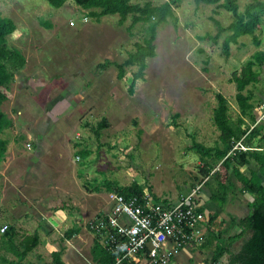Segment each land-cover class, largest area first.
<instances>
[{"label": "rangeland", "instance_id": "374dc122", "mask_svg": "<svg viewBox=\"0 0 264 264\" xmlns=\"http://www.w3.org/2000/svg\"><path fill=\"white\" fill-rule=\"evenodd\" d=\"M148 1L161 5L169 0H131V3L143 5ZM252 1L238 0L240 10L245 11ZM174 9L177 21L170 20L159 28L157 55L148 60L146 76L136 83L135 94L131 95L128 86L136 68H128L125 79L120 80L116 66L103 69L100 65L124 63L136 50V44L145 38L147 25L139 24L130 30L131 18L120 25L119 15L97 21L74 0H66L59 8L48 0H0V16L16 24L8 37V46L18 49L26 58L23 69L14 72L9 85L12 97L2 108L12 119L14 128L2 135L11 142L7 156L12 159H6L0 171L18 176L19 183L20 178L26 179L25 170L34 167L27 141L33 140L36 134L50 136L52 145L44 150L37 165L46 166L44 170L54 173L48 174L40 184L44 188L49 185L44 202L47 207L53 200L60 204L65 201L64 193L51 188L58 185L62 189L70 183L60 170L79 167L74 146L85 139L86 147L99 155L94 166L105 169L101 170L108 173L104 177L113 171L114 177L124 185L143 183L152 192L156 188L161 200L181 198L183 186L193 184L191 174L196 171L176 168L177 164H183V156L190 150L186 142L196 140L206 146H216L219 133L213 125L216 93L228 99L231 116L236 119L239 107L232 73L256 52H264V43L256 46L251 37H241L231 45L230 56L226 58L223 45L230 35L227 32L211 54L212 42L201 37L217 33L212 18L229 26L232 14L216 5L197 4L195 0H177ZM260 37L264 42V30ZM250 90L254 92L252 102L256 110L264 105L263 87L256 83ZM260 111L263 110L260 108ZM101 122L107 124L100 132L102 142L113 145V150L99 146L96 130ZM194 155L196 161L200 159ZM110 158L111 165H105ZM86 171L101 180V174ZM79 182L84 192L83 180ZM5 192L10 195L13 190L8 188ZM1 202L6 204L7 199ZM13 207L14 203L10 209ZM23 210L26 215L34 214L29 205ZM100 213L89 217L87 223ZM14 223L13 210L0 207V229ZM45 224L42 231L52 229L50 224ZM36 227V219L31 217L25 222L24 231ZM25 233L31 235L33 231ZM56 234L57 249L66 248L65 264H93L94 243L90 236L89 239L73 238L75 242L70 245L63 235ZM4 239L0 231V259L12 256L3 248L1 240ZM199 250V258L211 260L213 249L200 246ZM47 258L51 261V254Z\"/></svg>", "mask_w": 264, "mask_h": 264}, {"label": "trees", "instance_id": "16d2710c", "mask_svg": "<svg viewBox=\"0 0 264 264\" xmlns=\"http://www.w3.org/2000/svg\"><path fill=\"white\" fill-rule=\"evenodd\" d=\"M66 0H48L55 8L61 7ZM88 16L100 21L103 17L109 15H119L120 25L126 24L131 18L129 29H134L137 25H147L146 36L141 43L136 44V50L129 54L128 59L122 63L106 62L100 67L105 69L109 66H116L119 70L118 77L120 80L125 79L128 68H136L132 73V80L128 86L131 95L135 94L136 83L144 80L148 67V60L157 55L156 39L161 25L168 23L170 20L177 21L175 15V5L177 0H169L161 5H155L148 1L143 5L132 4L131 0H74ZM197 4L216 5L217 8H223L232 14V22L229 26L212 18L217 28V33L207 34L201 37V40L212 42V53H214L220 37L229 32L224 42V56H230L231 45L237 43L241 37H251L256 46L261 45V33L264 26V1L253 0L246 6L245 11H241L238 0H195ZM16 29L14 21L7 17L0 16V166L5 160L8 151V141L3 138L6 130L13 127V121L2 111L1 107L5 101L10 98V83L14 77V72L23 69L26 65L25 56L18 50L8 46V37ZM256 67H264V52L258 51L242 67L232 73L231 82L236 85V101L239 107V115L235 119L231 116V107L228 99L221 93H216L217 107L213 113V125L220 132V141L224 145V150L220 148H207L202 143L193 140L192 149H195L203 159H213V165L222 161L218 170L213 174L214 180L218 183L219 189L216 192L215 200L220 206L225 204L228 197V181L232 178V173L236 176L237 187L242 194H250L254 197L251 203L250 214L241 219H233L237 223L240 233L231 236L227 242L218 240L216 250L208 264H219L222 258L228 254L229 264H264V184L259 176L260 169L264 168V153L258 150H248L243 152L237 151L235 156L227 157L232 150L236 141L244 139L242 146L250 145L256 136L259 137V130L255 128L248 136L250 129L248 122H256V112L253 104L254 92L250 87L259 83L260 73ZM258 118H260L258 116ZM107 127L105 122H101L96 130V136L100 137V132ZM89 151H79L78 156L88 157ZM237 157L245 165L251 160L255 161L259 170H251L249 174H243L239 170H230L233 165V158ZM210 170H206L205 176L208 177ZM106 189L108 192H116L126 198L134 195H143L145 191L151 192V187L133 182L128 186L120 187L117 183L106 181L103 186L96 187V192ZM158 202L163 203L159 198ZM164 204V203H163ZM165 206L168 204H164ZM214 218H210L209 225ZM214 230L208 226L207 234L218 237ZM17 231L14 226L6 228L4 241L7 250L13 253L19 261L25 260L28 255L39 246L41 240L38 233L25 236L19 246L15 245ZM74 232H70L68 237L71 238ZM218 235V236H217ZM241 241L239 249L233 252L231 249L235 243ZM12 248H8L11 245ZM19 247V248H18ZM18 248V249H17ZM64 248L52 254V260L49 264H65L63 256ZM91 259L93 264H116L118 256L106 251L95 238L91 248ZM122 264H138L136 262L125 260Z\"/></svg>", "mask_w": 264, "mask_h": 264}, {"label": "crops", "instance_id": "0c3cea01", "mask_svg": "<svg viewBox=\"0 0 264 264\" xmlns=\"http://www.w3.org/2000/svg\"><path fill=\"white\" fill-rule=\"evenodd\" d=\"M263 30H264V26H263ZM263 43L264 42L261 41V45H263ZM256 69L260 73L258 84L262 85L263 94H264V67L262 68L256 67ZM11 97H12V93L10 90V98ZM10 98L8 100H10ZM261 100L263 101V104H264V95ZM263 107L264 105L261 106L260 108L262 109ZM2 108H3V105L1 109ZM260 108L258 107L255 110L256 115H257L256 122H253V123L248 122L250 129L247 133V135L249 136L251 132L255 128H257L259 130V137L256 136V138L253 139L250 145L248 144V145L242 146V142H244L245 138H242L241 140L236 141L233 148L236 145H240L241 148L238 150H235L234 152L232 148V150L228 153L227 157L235 156L236 152L239 150L243 152H248V150L249 151L258 150L264 153V112H263L264 110L262 109L263 111L261 112ZM2 111L4 112L3 109ZM258 116L260 118H258ZM262 117L263 119H261ZM13 128H14V125L10 129H13ZM92 132L94 131L92 130ZM34 137L35 138H33V140L32 139L28 140L26 144V148L28 147V151H31L30 153L33 155V159H34L33 161L34 167L31 168V170H25L26 179L20 178V183H19L16 180L18 176H12V175L8 176V175H5L4 172L0 171V181H1L0 182V202L3 199H7L6 204L2 202L0 203V207L6 206L9 208V210H13L16 223L7 224L6 226H3L2 228H8L10 226H14L16 228L17 234L14 239L15 245L19 246V244L25 238V236L29 235L25 232H29V231H33L31 235L38 233L40 236L41 242L39 246L36 247L28 255V257L25 260L19 261L17 256H15L13 253L7 250L5 241L1 240L4 246L3 248H5V251L11 253L12 256L1 257L0 264H49L51 261L46 260L48 259L47 257L50 254L52 256L54 252L58 251L55 245L56 243L55 239H57L56 233L63 235L65 237L64 240L70 243V245L75 242V239L73 238H80V239L88 238L89 239V236L91 237V240L94 243L95 237L92 234H90L86 228L87 220L93 214L99 213V211L101 213L98 214L97 216H101L102 214H105L108 212L109 210L108 195L109 193H111V192L106 191V189L102 190L101 192H96L95 188L99 186H103V184L106 181L111 182V183H117L120 187H125L129 185V184L124 185L117 178H115L113 175V171L110 172L109 177L107 176L104 177V175H108V173L102 172L101 170H105V169H99L94 166V163L97 162L99 155H95L92 149L86 147L87 142L85 139H82L81 142L75 143V146H74L76 149L75 154L78 156L79 151L86 150V151H89L88 157L82 158L81 156H78L79 158L78 168L77 166H75L73 170H60L61 172L60 174H62V176L65 175L67 182H70V183L67 186L63 187L62 189L58 185H56L54 188H51V189L62 190V192L64 193L63 196H65V201L64 202L60 201V204H57L56 200H53L50 202L49 206L47 207V203L44 202V199L46 198V196L45 197L43 196L49 190L48 188L49 185L48 187L44 188L40 184L43 182V180L47 177L48 174L50 173L52 174L53 172L51 170H44L46 166L39 167V165L37 164L40 163L42 159V153H44V150L47 151L52 144L49 141L50 136L48 137L44 134H36ZM97 138H98L100 148L102 147V145H105V147H107L108 149H111V150L115 149L113 145H110L108 143L104 144L102 142V134H100V137H97ZM6 140L8 141V151H7V155H8L9 147H10L9 144L11 142L8 139ZM186 143L190 150L186 152L185 155L183 156L184 159L182 161H183L184 166L182 163H179L177 164L176 168L178 170H196V171L191 174L194 179L193 184H191V186L189 184H185L182 188V193L180 194L179 197L182 198V197L188 196L192 194L195 189H197L198 187H201V189L197 192L195 200L197 201L199 209L206 214L208 221L210 220L211 217L214 218V221L212 222L211 225H209L208 221L205 223L204 228H203L204 235L201 238V240L196 241L192 244L186 245L183 251L181 252L180 256H178L175 259L174 264H208L209 260L207 259L203 260L198 257V253L200 254L201 252L199 250L200 246L204 248L209 247L210 249H213V254H214L218 240L224 239V241L227 242L231 236H235L239 234L240 228L237 225V223H233L232 220L237 219L239 221L247 217L250 214L251 212L250 205L253 202L254 197L248 193L247 194L240 193L237 187V182H236L237 178L235 174L232 173L233 176L232 178H230V181H228L227 183L229 186V191H228V197L225 201V204L223 206H220L218 203H216L215 200L217 199V196L215 197V195L219 189V185L214 180L213 174L216 170H218L222 161H219L216 165H213V159L208 158V157L203 159L202 156L198 154L195 149H191L192 148L191 143L193 145V141H191L190 143L188 142ZM202 144L204 145V143ZM17 145L21 147V144L17 143ZM204 146L207 148H220L221 150H224L225 149L224 145L220 141V132L218 133L216 146H211V145L210 146L204 145ZM194 153L200 156L199 160L196 161L195 159L196 157ZM7 155L5 157V160L8 158L12 159L11 157H8ZM61 156L62 154L60 153L57 154L58 158H60ZM112 157H113V154H112ZM232 158H233V165L230 170H239L241 173L246 174V175L249 174L251 170H259L258 165L253 160L243 165L241 164L243 161H241L240 159H237V157L236 158L232 157ZM106 159H108V157ZM5 160L3 162H5ZM107 164L111 165V158L109 161H106L105 165ZM34 168H37V170H34ZM86 170H90L91 173L93 172L95 174H101V180H99L96 176H93V177L90 176L89 174H87ZM206 170H210V173H209L210 175L208 177L205 176ZM54 176L55 175H53V177ZM259 176L261 177V181L264 184V168L260 169ZM86 177L91 179L90 182L86 179ZM81 179L83 180L82 183L85 189L84 192L81 191V184L79 182V180ZM59 180L62 182L61 179ZM140 184L144 185L143 183H140ZM8 188L13 190V193L10 195H8L5 192L6 189ZM39 191L41 193H39ZM145 192H148V191H145ZM38 193H39V196L37 197ZM149 193L153 194L155 198H159V199L161 198L160 193L156 190V188L155 189L153 188V192L151 191ZM33 195H35V197H33ZM163 199L164 200H161V199L160 200L164 204L170 205V204L176 203L180 198H176L174 200L169 199V198H168L169 200H167V198H163ZM13 203H14V207L10 209L11 204ZM28 205L30 206V208L32 209L34 213L33 216H30L29 214L26 215V211L23 210V209H26ZM39 208H41L42 210ZM45 210H48V211L45 212ZM31 217H34L36 219L37 227L33 230L24 231L25 230L24 224L25 222H29L31 220ZM46 222L47 224H50L52 229H45L44 231H42L44 225H46L45 224ZM208 226H210L212 230L217 232L216 234L220 233L219 239H217L218 237L209 236L207 234ZM70 232H74L71 238L68 237V234ZM85 232L86 234H84ZM1 234L3 235L4 233L1 232ZM12 244L13 242H11V245H8V248H12L15 246V245L12 246ZM240 245H241V241L235 243L231 250L233 252L237 251ZM62 248H64L65 250L64 251L65 252L64 256H65L66 248L65 247H62ZM44 250L46 251V254H44ZM219 264H229V255L226 254L222 258Z\"/></svg>", "mask_w": 264, "mask_h": 264}, {"label": "built area", "instance_id": "2783aa9c", "mask_svg": "<svg viewBox=\"0 0 264 264\" xmlns=\"http://www.w3.org/2000/svg\"><path fill=\"white\" fill-rule=\"evenodd\" d=\"M240 148L236 145L233 152ZM200 189L166 206L149 192L129 198L111 192L108 212L91 219L86 228L106 251L118 256L116 264H174L186 245L204 235L208 219L195 200Z\"/></svg>", "mask_w": 264, "mask_h": 264}]
</instances>
